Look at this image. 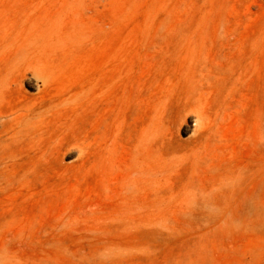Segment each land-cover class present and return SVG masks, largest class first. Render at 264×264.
Segmentation results:
<instances>
[{
    "label": "rangeland",
    "instance_id": "rangeland-1",
    "mask_svg": "<svg viewBox=\"0 0 264 264\" xmlns=\"http://www.w3.org/2000/svg\"><path fill=\"white\" fill-rule=\"evenodd\" d=\"M0 264H264V0H0Z\"/></svg>",
    "mask_w": 264,
    "mask_h": 264
}]
</instances>
